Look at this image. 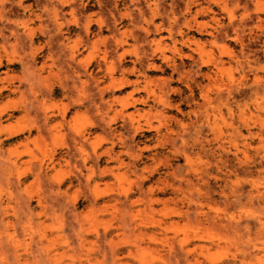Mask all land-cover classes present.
<instances>
[{"label": "rangeland", "instance_id": "374dc122", "mask_svg": "<svg viewBox=\"0 0 264 264\" xmlns=\"http://www.w3.org/2000/svg\"><path fill=\"white\" fill-rule=\"evenodd\" d=\"M0 264H264V0H0Z\"/></svg>", "mask_w": 264, "mask_h": 264}, {"label": "bare ground", "instance_id": "6f19581e", "mask_svg": "<svg viewBox=\"0 0 264 264\" xmlns=\"http://www.w3.org/2000/svg\"><path fill=\"white\" fill-rule=\"evenodd\" d=\"M212 76L210 75V73H208V79H210ZM206 97V96H205ZM205 99V98H204ZM225 100H228L227 98ZM136 102H133L132 105H134ZM210 103V100L206 97V102H205V106H207ZM130 106V104L125 105V107ZM207 124H209V117L207 116Z\"/></svg>", "mask_w": 264, "mask_h": 264}]
</instances>
